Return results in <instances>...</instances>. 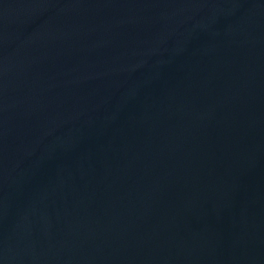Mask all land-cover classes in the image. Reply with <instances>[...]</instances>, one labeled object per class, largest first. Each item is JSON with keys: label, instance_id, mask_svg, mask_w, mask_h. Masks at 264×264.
<instances>
[{"label": "water", "instance_id": "1", "mask_svg": "<svg viewBox=\"0 0 264 264\" xmlns=\"http://www.w3.org/2000/svg\"><path fill=\"white\" fill-rule=\"evenodd\" d=\"M0 264H264V0H0Z\"/></svg>", "mask_w": 264, "mask_h": 264}]
</instances>
